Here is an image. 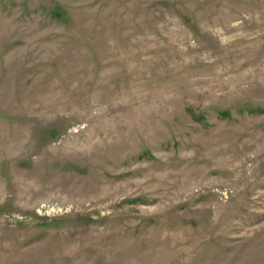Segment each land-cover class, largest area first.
<instances>
[{
	"label": "rangeland",
	"instance_id": "rangeland-1",
	"mask_svg": "<svg viewBox=\"0 0 264 264\" xmlns=\"http://www.w3.org/2000/svg\"><path fill=\"white\" fill-rule=\"evenodd\" d=\"M0 264H264V0H0Z\"/></svg>",
	"mask_w": 264,
	"mask_h": 264
}]
</instances>
